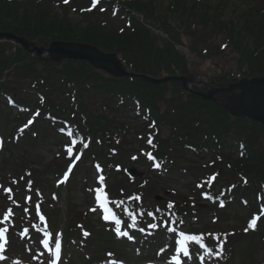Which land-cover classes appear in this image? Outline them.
<instances>
[{"label":"trees","instance_id":"16d2710c","mask_svg":"<svg viewBox=\"0 0 264 264\" xmlns=\"http://www.w3.org/2000/svg\"><path fill=\"white\" fill-rule=\"evenodd\" d=\"M97 3L93 7L92 0H68V3L0 0V33L23 38L39 49L48 48L53 42L92 46L114 55L127 72L157 79L186 74L185 57L175 46L184 48L193 57L205 53L221 55L230 49L238 55L237 72L215 77L217 84L264 76V0H102L101 4ZM154 32L166 38L159 44ZM215 37L221 41L219 49L209 46L200 49L211 45L208 42ZM87 96L102 97V101H91ZM0 106L6 111H17V124L7 139L6 157L0 165V228L8 229L4 250L9 259L39 264L44 253L40 246L42 232L47 229L42 228L38 215L47 216L43 211L46 208L49 217L56 220L58 203L65 195L73 212L64 231L68 255L64 264H92L109 257L130 258L133 262L162 259L179 239L177 227L172 225L177 223L187 228L186 234L203 235V242L213 251L204 260L232 264L239 257L240 264H264V213L252 230L249 223L240 234L231 231L232 235L223 236L218 231L209 233L211 230L197 228L207 226L202 220L207 211L212 212L215 226L220 227L225 223L222 219L228 210L226 206H238L250 213L258 212L257 209L264 211L262 204L255 203L252 207L247 200L255 197L264 204L261 124L233 118L219 104L186 93L180 83L156 86L133 78H115L85 62L32 58L15 42L4 39L0 40ZM120 111L130 113L148 133L142 136L141 130L118 119ZM19 121H26L27 127ZM63 135L70 139V144L73 139L77 141L73 151L84 150L88 162L107 168L108 173L115 174L119 169L117 176L123 180L112 183L107 192L112 199V211L121 220V231L134 238L133 250L128 248L130 244L124 235L115 231L116 224L101 220L93 223L87 214L78 213L72 218L75 212L70 200L73 189L78 188L76 180L82 167L66 186L56 185L74 154L68 155L66 146L70 145ZM233 135L238 140L228 142ZM128 138H133V143ZM38 147L56 149L55 163L47 167L38 161L33 154ZM128 147H137L144 153L128 157ZM231 147L237 156L225 166L240 181L226 185L227 180L221 177L217 166L223 151ZM13 150L16 160L9 155ZM145 152L154 155V160L146 159ZM184 153L215 156L216 160L207 167L214 179L211 175L197 178L193 170L177 165L176 156ZM59 159L62 162H56ZM125 162L145 168L147 174L159 179L164 175L167 180L180 182L193 198L208 199L212 205L203 211L186 198L179 200L178 195V198L174 196L176 200L147 207L145 201L155 196V185L146 175L141 180L129 179ZM49 174L53 182L45 180ZM248 179H253L257 189L249 186ZM218 183L224 185L217 186ZM81 189L87 197L85 186ZM27 197L30 199L26 200ZM219 202L227 209L220 210ZM169 203L172 208H168ZM128 213L136 216L135 227H130L132 219ZM6 215L8 219L4 220ZM153 223L156 228L148 227ZM168 227L176 231H168ZM217 236L222 249L217 247ZM71 241H76L74 247ZM239 245L245 249L237 253ZM189 247L196 256L204 255L199 245L190 243Z\"/></svg>","mask_w":264,"mask_h":264},{"label":"rangeland","instance_id":"374dc122","mask_svg":"<svg viewBox=\"0 0 264 264\" xmlns=\"http://www.w3.org/2000/svg\"><path fill=\"white\" fill-rule=\"evenodd\" d=\"M160 39L159 44L161 43V40H163L162 38H160L159 36H157ZM197 42V41H195ZM211 45H205V46H200L202 48H220V44L221 41L215 37L213 40H211L210 42ZM199 44V43H198ZM209 46V47H208ZM182 54V53H180ZM201 54V53H200ZM183 55V54H182ZM204 55V54H203ZM46 55L42 56V57H34L37 59H41L43 60L45 58ZM187 57V61L186 62V66H185V71H186V75H183L186 78H189L191 80L194 81L193 86H197L198 88H201L203 85H207L209 84V80L210 79H214L215 77H223L226 75H230L232 73L236 74L237 72V68H236V61L238 59V55L232 54L230 49H226L225 51L222 52L221 55H208L207 53H205L204 56H191L189 54L186 55ZM196 75L198 78L194 79L195 77L193 76ZM237 91H233V94H236ZM225 96V95H224ZM31 98V97H30ZM87 99L91 100V101H98L101 102L102 101V97L100 98H90V96L86 97ZM63 99L59 100L60 102H62ZM31 101L35 102L34 100ZM16 115H17V111L15 109H12L11 111H6V108L0 106V140H3V151L1 154V159H0V165H2V159H4L6 157V150L8 149V142L7 139L9 136H12L13 131V126H15L16 123ZM118 119L126 122L128 125H130V127H136L138 128V130H141V135H145L148 133V131L146 129H144L145 126H142L143 124L140 123L139 121H136L133 116L130 113H125L124 111H120L119 114L117 115ZM19 124L22 126H24L25 124L27 125L26 121H19ZM66 138V137H64ZM238 136H231L227 141L231 143L232 140L237 141L238 140ZM133 138H128L127 141L133 143ZM262 143L264 144V138L262 140ZM50 144H48V146L50 147ZM135 144V143H134ZM48 147V148H49ZM44 149L43 147H38L37 149H35V152L33 153L34 156H36V159L40 162H43V164H46V166H51L52 164L55 163V157L57 156V151L56 149ZM137 148V147H136ZM136 148H130L128 147L127 150L129 152L128 157H131L132 155H136L137 149ZM139 148V147H138ZM223 157L219 160V164L217 166V168L220 170L219 172H221V177L224 178V180H227V182L225 183L227 184H235L237 182L240 181V179L236 176L234 177L233 175H231V173H229L228 171V167L225 166L228 160H232L235 159V156H237V154H234V148L231 147L230 150H225L223 151ZM11 156V159H15L16 158V152L15 150L12 151V154H9ZM127 157V158H128ZM177 157V165L182 166L183 168L186 169H190L193 170V173H195V176H197V178L199 177H204L205 175H209L212 174L210 172V170L207 169V167H209V165H211L212 161H215V156H211L210 155H195V154H189V153H184L181 156H176ZM16 160V159H15ZM15 160H13V164L15 163ZM58 161H61L60 159ZM56 161V162H58ZM95 166L89 162H87L85 160V154H83V159L80 161V163L77 166V170H79L81 167L83 168L81 170V174L77 177V182H78V188H74L72 195H71V204H72V209L74 210L75 214H73V218L76 216V214H80L82 212H89L90 214V219L92 220L93 223H97L98 221H100V219L102 218L103 215H101V209L97 210L94 206L96 204L93 203V201L90 204H87V200H85V196L82 195L81 192V187L86 186L88 190H92L95 189L96 187V183H95V177H96V172H95ZM124 166L126 168H130L132 167L128 162L124 163ZM137 171H144L143 168L141 167H135L133 166ZM104 168V167H103ZM108 169L104 168L103 172H107ZM119 173V171L116 170V173H108L107 172V179L105 181V183L110 186L112 183L115 184L118 181L121 182L122 177L121 176H117ZM146 177H148V179H150V181L155 185V195L160 196L161 200L165 197L164 195V191H168V192H173L179 196H181V199L185 198L187 199V197L191 200L192 203H197V204H202L205 205V210H207V206L208 203H206L205 201H200V200H196L195 198H193L190 193L188 192V190H186L183 186H181L180 182L179 183H175L174 181L171 180H167L165 179H159L157 177H154V175H149V174H145ZM144 177V176H143ZM52 176L51 174H49L48 176H45V180H51V182H53V180L51 179ZM220 178V176H219ZM253 180V179H251ZM250 179H248V183L249 186L257 189V186L253 184V182ZM219 185H224V183H218L217 186ZM97 188V187H96ZM219 188V187H218ZM218 190V189H217ZM240 190V189H239ZM241 192V190L239 191V193ZM168 197V196H167ZM166 198V197H165ZM170 198V197H169ZM174 198V197H173ZM171 197V199H173ZM102 199V198H101ZM180 199V200H181ZM95 202H96V197L94 198ZM165 200V199H164ZM163 200V201H164ZM176 200V198H175ZM248 202L250 203V206L254 207V205H256L255 203H263L262 200H258V202L256 201L255 197H247ZM200 201V202H199ZM156 202L152 199L150 200H146V205L147 206H153ZM159 203V202H158ZM67 202L65 201V195H63V197L60 199L57 208L59 209V213L57 216L56 220H51V218L49 217V210L45 208L44 206V212L47 215L48 219L51 220V230L53 233V245H52V249H46L48 252V257H47V263H49L50 260V255L53 254L54 249L53 247H55V244L57 241H59L60 243H62L61 245L64 244V247L66 245L65 243V239L63 238V240H60V231L62 228H66V226L70 223L69 220V215H71L73 211H70L69 206H67ZM54 207V205H53ZM228 208V207H227ZM230 208V207H229ZM228 208V210L226 211V215L225 218H223L222 220L225 221V223L220 224L219 226H213V224H211V216L212 214L209 212H206L207 215H203L202 220L204 219V223H206L207 228L210 229H218L220 231H236L240 234V232L242 230H244V226L247 222V220L249 219V212H247L246 210L236 206V207H231L230 209ZM93 209H95V211H93ZM203 210V209H202ZM48 211V212H47ZM255 214V213H254ZM224 215V213H223ZM75 243V241L71 242L70 245L73 246ZM129 249L133 250L132 246L128 247ZM245 247L243 245H239L236 247L237 253L240 251H244ZM64 254V252H63ZM65 256V254L63 255V257ZM75 256V255H74ZM238 256V255H237ZM262 254H258V257H261ZM66 259V256H65ZM240 258L237 257L235 259V261L232 264H240L239 262ZM137 261V260H135ZM183 263V262H182ZM0 264H17L16 262L13 263L12 260H10L9 262L5 259H0ZM61 264H64V260L62 259ZM101 264H144L142 263H131L130 260L125 261V263H101ZM165 264H170V262L165 263ZM190 264H193L190 261ZM247 264H250L247 262Z\"/></svg>","mask_w":264,"mask_h":264},{"label":"water","instance_id":"95a60500","mask_svg":"<svg viewBox=\"0 0 264 264\" xmlns=\"http://www.w3.org/2000/svg\"><path fill=\"white\" fill-rule=\"evenodd\" d=\"M6 39L14 41L16 44L25 49L26 52L35 57H41L43 54L49 56L50 61H74L85 62L93 68L103 70L104 72L115 76L116 78H135L153 85H162L170 82H180L182 87L186 89V83L189 79L184 77H171L164 79H154L150 77L137 76L128 74L116 60L115 56L99 52L92 46H75L65 42H54L50 44L48 49L30 46L29 43L22 39L7 33H0V40ZM32 47V48H31ZM188 90V89H187ZM233 90L239 91V98L228 103L225 108L235 118H245L264 126V77L250 80H242L236 84L227 86L226 88H218L210 90L207 93L192 92L195 96L205 101H214L213 95L219 92L231 93ZM189 91V90H188ZM232 108H231V107ZM128 175L131 177L139 176L134 169H128ZM158 199V198H157ZM159 200V199H158Z\"/></svg>","mask_w":264,"mask_h":264},{"label":"snow or ice","instance_id":"6c2138e0","mask_svg":"<svg viewBox=\"0 0 264 264\" xmlns=\"http://www.w3.org/2000/svg\"><path fill=\"white\" fill-rule=\"evenodd\" d=\"M97 2H98V0H92V6L95 7ZM64 3H68V0H64ZM88 10H90V9H88ZM82 11H83V9H82ZM28 123L30 124V123H32V121L30 120ZM25 127H27V125H25ZM21 131H23V129H21ZM61 131H63V129H61ZM68 135L71 136L72 133L69 132ZM0 143H2V141H0ZM76 143H77V141L75 139H73L72 140V146H66V151H67V153H68V155L70 157L72 156L73 147L76 145ZM149 143H151V140H149ZM83 147L86 148L87 147V144L86 143L83 144ZM76 159H79V155H77ZM156 166L158 167L159 165H156ZM70 169H71V166H70ZM99 179H100L101 182H103L104 177L101 176ZM13 183H15V181H13ZM30 183L31 182H29V184ZM6 191L10 193L11 192V189H7ZM102 191H103L102 188L96 190V192H97L96 199H97L98 202H100V206L104 208V211L106 213H110L111 210L105 206V204L107 203V198L105 197L103 201L101 200L100 193ZM27 199H30V197H27L26 200ZM135 199L138 200L139 197L137 196V197H135ZM221 206H223V202L221 203ZM172 207H173V205L171 203H169L168 204V208H172ZM37 210H39V205H37ZM25 211H27V209H25ZM93 211H95V209H93ZM157 211H160V210L157 209ZM9 212H11V210H9ZM128 215L132 219V224L130 225V227H135L136 226V216L133 213H128ZM148 215L149 216H152L153 219H155V216H154V214L152 212H149ZM103 218L106 221L107 220H111V221H113L117 225L115 231L117 232L118 235H124V236H127L128 235V233L126 231L125 232H122L121 231V229L119 227L121 225V220H119L118 218H116V216L114 214L105 215ZM258 218L259 217H254L250 221L249 226L250 227H254L255 224H256V220ZM7 219H8V216L6 215L4 217V220H7ZM40 219L43 220L44 217L41 216ZM180 223H183V221H180ZM165 224L167 225V222H165ZM148 227H150V228H156L157 225L155 223H153V224H150ZM7 231H8L7 228H0V252H3L4 251L5 246H6L7 242H8L7 236H6ZM24 231L26 233L27 232V229H25ZM140 231H144V229L141 228ZM168 231H173L174 232V231H176V229L171 228V227H168ZM85 235H87V233H85ZM178 236H179V239L176 241L177 247L175 248L176 255L173 256L174 264H182V261L180 259V254H182L184 257H187L188 258V260L184 261L183 264H190V261L192 259L191 255H190V247H189V244L190 243L192 245H199V248L203 250L204 255H200L199 253H197L198 258L201 261V264H203V261L205 259V255H207V256L213 255L212 249L209 248L203 242V240H204L203 235H189V234H186L183 231H179L178 232ZM129 239H132V237H129ZM216 240L219 242L220 241V237L217 236L216 237ZM43 244H44V247L45 248H48L49 247L47 240H44L43 241ZM217 247H219V248L222 249V242H219L218 245H217ZM60 250H61V243L59 241H57L56 244H55V253H54V257L55 258L52 261V264H57V262L60 260ZM161 251H163V250H161ZM216 255L219 256V253H216ZM0 259H4V257L3 256H0Z\"/></svg>","mask_w":264,"mask_h":264},{"label":"flooded vegetation","instance_id":"af4514ba","mask_svg":"<svg viewBox=\"0 0 264 264\" xmlns=\"http://www.w3.org/2000/svg\"><path fill=\"white\" fill-rule=\"evenodd\" d=\"M235 97H236L235 94L231 95V94H221L220 93V94L215 95V98H216L217 102H222L224 104H227L228 101L233 100Z\"/></svg>","mask_w":264,"mask_h":264}]
</instances>
